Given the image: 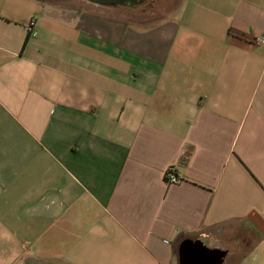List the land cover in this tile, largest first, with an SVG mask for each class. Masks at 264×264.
I'll list each match as a JSON object with an SVG mask.
<instances>
[{
	"label": "crops",
	"instance_id": "1",
	"mask_svg": "<svg viewBox=\"0 0 264 264\" xmlns=\"http://www.w3.org/2000/svg\"><path fill=\"white\" fill-rule=\"evenodd\" d=\"M143 1L0 0V264H264V0Z\"/></svg>",
	"mask_w": 264,
	"mask_h": 264
},
{
	"label": "rangeland",
	"instance_id": "2",
	"mask_svg": "<svg viewBox=\"0 0 264 264\" xmlns=\"http://www.w3.org/2000/svg\"><path fill=\"white\" fill-rule=\"evenodd\" d=\"M167 4L166 0H144L137 6V13L132 14L138 23L142 24L145 20H150L159 17L162 8Z\"/></svg>",
	"mask_w": 264,
	"mask_h": 264
},
{
	"label": "built area",
	"instance_id": "3",
	"mask_svg": "<svg viewBox=\"0 0 264 264\" xmlns=\"http://www.w3.org/2000/svg\"><path fill=\"white\" fill-rule=\"evenodd\" d=\"M36 22L35 19L32 18L28 23H27V32L31 35L35 34L36 32ZM165 181L167 183H178L180 182V178L178 176H176L174 169L173 168H169L167 169L166 173H165ZM261 215L264 219V209H262L261 211ZM166 242V241H165Z\"/></svg>",
	"mask_w": 264,
	"mask_h": 264
},
{
	"label": "water",
	"instance_id": "4",
	"mask_svg": "<svg viewBox=\"0 0 264 264\" xmlns=\"http://www.w3.org/2000/svg\"><path fill=\"white\" fill-rule=\"evenodd\" d=\"M93 2H100V3H108V2H120V3H124V2H137V0H90ZM190 243V244H189ZM189 246L192 248V250H195V257L197 258V260H203L205 257H207V253L203 252L200 247H198L197 244H192V242H188ZM186 244V245H188Z\"/></svg>",
	"mask_w": 264,
	"mask_h": 264
}]
</instances>
